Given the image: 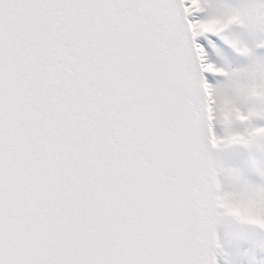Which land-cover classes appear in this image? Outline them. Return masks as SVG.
<instances>
[{"label": "snow or ice", "instance_id": "snow-or-ice-1", "mask_svg": "<svg viewBox=\"0 0 264 264\" xmlns=\"http://www.w3.org/2000/svg\"><path fill=\"white\" fill-rule=\"evenodd\" d=\"M0 264H264V0H0Z\"/></svg>", "mask_w": 264, "mask_h": 264}]
</instances>
